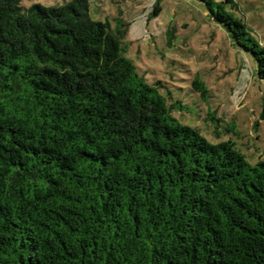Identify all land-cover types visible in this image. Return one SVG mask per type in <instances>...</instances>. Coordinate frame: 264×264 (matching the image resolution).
<instances>
[{
	"label": "trees",
	"instance_id": "trees-1",
	"mask_svg": "<svg viewBox=\"0 0 264 264\" xmlns=\"http://www.w3.org/2000/svg\"><path fill=\"white\" fill-rule=\"evenodd\" d=\"M198 1L264 80L233 0ZM20 3L0 0V264H264V160L181 123L89 0Z\"/></svg>",
	"mask_w": 264,
	"mask_h": 264
},
{
	"label": "rangeland",
	"instance_id": "rangeland-1",
	"mask_svg": "<svg viewBox=\"0 0 264 264\" xmlns=\"http://www.w3.org/2000/svg\"><path fill=\"white\" fill-rule=\"evenodd\" d=\"M64 0H21L45 7ZM221 1V0H217ZM235 14L264 46V0H233ZM90 15L123 24L125 56L150 85L180 102L174 116L210 143L231 141L255 164L264 160V80L255 62L232 44L198 0H89ZM198 77L203 99L192 88ZM214 117V120L212 118Z\"/></svg>",
	"mask_w": 264,
	"mask_h": 264
}]
</instances>
